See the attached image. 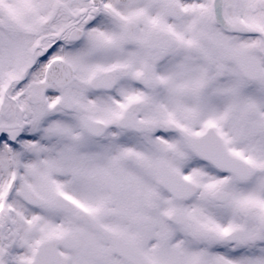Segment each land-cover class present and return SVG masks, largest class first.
<instances>
[{
    "label": "snow or ice",
    "instance_id": "snow-or-ice-1",
    "mask_svg": "<svg viewBox=\"0 0 264 264\" xmlns=\"http://www.w3.org/2000/svg\"><path fill=\"white\" fill-rule=\"evenodd\" d=\"M0 264H264V0H0Z\"/></svg>",
    "mask_w": 264,
    "mask_h": 264
}]
</instances>
